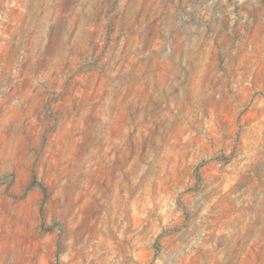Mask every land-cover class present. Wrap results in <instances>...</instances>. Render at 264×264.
I'll return each mask as SVG.
<instances>
[{
	"label": "rangeland",
	"instance_id": "374dc122",
	"mask_svg": "<svg viewBox=\"0 0 264 264\" xmlns=\"http://www.w3.org/2000/svg\"><path fill=\"white\" fill-rule=\"evenodd\" d=\"M0 264H264V0H0Z\"/></svg>",
	"mask_w": 264,
	"mask_h": 264
}]
</instances>
